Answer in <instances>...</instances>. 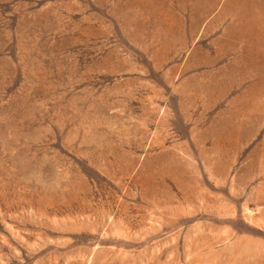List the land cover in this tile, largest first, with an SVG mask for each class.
Instances as JSON below:
<instances>
[{
    "label": "rangeland",
    "instance_id": "obj_1",
    "mask_svg": "<svg viewBox=\"0 0 264 264\" xmlns=\"http://www.w3.org/2000/svg\"><path fill=\"white\" fill-rule=\"evenodd\" d=\"M0 264H264V0H0Z\"/></svg>",
    "mask_w": 264,
    "mask_h": 264
}]
</instances>
